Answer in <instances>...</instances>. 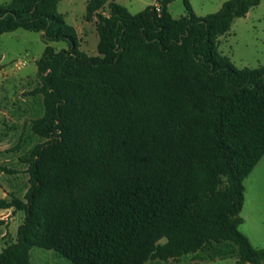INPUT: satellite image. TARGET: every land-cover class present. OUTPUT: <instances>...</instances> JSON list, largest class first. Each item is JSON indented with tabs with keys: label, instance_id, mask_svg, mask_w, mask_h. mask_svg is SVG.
Returning a JSON list of instances; mask_svg holds the SVG:
<instances>
[{
	"label": "trees",
	"instance_id": "1",
	"mask_svg": "<svg viewBox=\"0 0 264 264\" xmlns=\"http://www.w3.org/2000/svg\"><path fill=\"white\" fill-rule=\"evenodd\" d=\"M60 1L0 6V34L24 28L69 43L47 45L37 61L32 93L44 113L31 128L46 140L22 157L24 197L0 199V209L25 213L0 264H31L33 246L74 264H147L224 242L237 245L238 264H264L240 230L244 180L264 156V65L239 68L218 50L261 0H227L207 16L185 0L181 18L174 0L136 14L90 0L98 55L79 49Z\"/></svg>",
	"mask_w": 264,
	"mask_h": 264
},
{
	"label": "rangeland",
	"instance_id": "2",
	"mask_svg": "<svg viewBox=\"0 0 264 264\" xmlns=\"http://www.w3.org/2000/svg\"><path fill=\"white\" fill-rule=\"evenodd\" d=\"M90 0H62L58 13L78 33L79 49L88 55H98L99 35L97 17L87 21ZM112 1V0H109ZM132 14L143 11L158 0H115ZM227 0H190L198 16L217 12ZM11 0H0L5 6ZM173 17L187 15L185 0H174L169 5ZM110 14L109 2L100 10ZM47 45L60 51L69 48L67 41H46L43 32L19 28L0 34V199L15 195L24 197L29 187L28 164L22 160L37 144L46 138L36 135L32 121L44 113L43 95L32 91L40 86L37 61ZM218 50L228 56L239 68H257L264 65V0L252 7L244 17L236 18L231 29L218 39ZM6 169L14 170L9 172ZM245 202L240 230L256 248L264 249V156L244 180ZM0 252L18 239V228L25 213L0 209ZM8 221V222H7ZM7 222V223H6ZM6 232L5 238L2 233ZM161 242H165L163 239ZM31 264H74L55 250L33 246ZM235 243H211L205 250L168 260H151L147 264H238Z\"/></svg>",
	"mask_w": 264,
	"mask_h": 264
},
{
	"label": "crops",
	"instance_id": "3",
	"mask_svg": "<svg viewBox=\"0 0 264 264\" xmlns=\"http://www.w3.org/2000/svg\"><path fill=\"white\" fill-rule=\"evenodd\" d=\"M154 5H157V4H154ZM6 210H13V209H6ZM7 222H8V221H7ZM7 222H6V223H7ZM5 235H6V232H3V233H2V236H3L4 238H5ZM209 245H210V244H209ZM209 245H207L205 248H203V249H201V250H199V251L205 250ZM199 251H198V252H199ZM195 253H196V252H195Z\"/></svg>",
	"mask_w": 264,
	"mask_h": 264
},
{
	"label": "built area",
	"instance_id": "4",
	"mask_svg": "<svg viewBox=\"0 0 264 264\" xmlns=\"http://www.w3.org/2000/svg\"><path fill=\"white\" fill-rule=\"evenodd\" d=\"M158 10H160V7L158 6Z\"/></svg>",
	"mask_w": 264,
	"mask_h": 264
}]
</instances>
